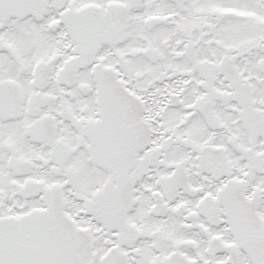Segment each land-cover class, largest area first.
Segmentation results:
<instances>
[{"label":"snow or ice","instance_id":"obj_1","mask_svg":"<svg viewBox=\"0 0 264 264\" xmlns=\"http://www.w3.org/2000/svg\"><path fill=\"white\" fill-rule=\"evenodd\" d=\"M0 264H264V0H0Z\"/></svg>","mask_w":264,"mask_h":264}]
</instances>
